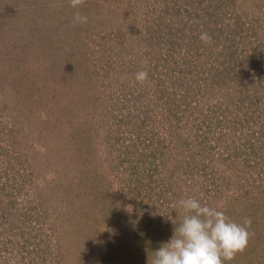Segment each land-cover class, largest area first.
<instances>
[{"label": "rangeland", "instance_id": "1", "mask_svg": "<svg viewBox=\"0 0 264 264\" xmlns=\"http://www.w3.org/2000/svg\"><path fill=\"white\" fill-rule=\"evenodd\" d=\"M147 2L85 0L73 9L69 0H0V14L21 11L0 19V264H148L144 254L126 261L124 241L135 228L169 241L183 215L172 196L180 190L230 219L234 201H264V0ZM157 6L168 9L160 34ZM76 12L87 23H74ZM197 21L220 31L205 43ZM218 53L234 55L204 66ZM90 118L97 153L81 166L75 129ZM118 125L132 130L115 136ZM112 201L127 206L126 219L110 212ZM153 210L161 220L149 223ZM259 244L261 255L240 264H264Z\"/></svg>", "mask_w": 264, "mask_h": 264}, {"label": "trees", "instance_id": "2", "mask_svg": "<svg viewBox=\"0 0 264 264\" xmlns=\"http://www.w3.org/2000/svg\"><path fill=\"white\" fill-rule=\"evenodd\" d=\"M149 1L150 0H148L147 3L151 4ZM155 1H157L158 3H160L162 1L163 4H166V2H168V0H161V1L160 0H155ZM174 1H177V0H174ZM188 4H189V2L187 3V5ZM157 9H158V6L155 7V10H157ZM167 10L168 9H164V11H166V15H167ZM18 12H21L19 8L11 6V7H9L8 11L5 14H4V12L0 14V19H3V20L4 19L5 20L9 19V20H15L16 21V18L18 17V14H19ZM163 12L162 11L158 12V10L155 12V23L159 22V24H157L155 26L158 27V29H159L158 33L159 34H160V32L163 31V28L165 26V24L163 23V19L166 16L164 15ZM15 13H17V14L14 15ZM192 13H195V17L199 18V14L197 12H192ZM197 23L198 24L196 25V27L197 28L200 27V29H202V32H206V33H208V35H210L211 33L215 34L216 31H218L219 28H220V27L216 28L213 31L205 30L204 26L202 24H200L199 21H197ZM5 24H6V22H4V23L1 22L0 23V31H2V29L4 28ZM212 39L221 41L222 37L220 35H216V36H213ZM217 43H221V42H217ZM173 50H175V49H173ZM232 54L234 55V53H227L225 55H223L222 53H218V54H216L217 59H214V60H210L209 59L208 61L204 62V66L210 65V66H212V68L218 69L217 68L218 63H219L218 59L221 58V60H225L226 57L231 58L233 56ZM222 57H224V58H222ZM262 62L264 63V56H262ZM221 64H224V63H221ZM156 68H159V66H157ZM253 69H254V71L252 72V74L254 75V73L257 72L256 71L257 69L255 67ZM208 70H209V68H208ZM212 76H213L212 78H214V79L215 78H217L218 80L221 79L216 74H213ZM203 78L205 79V77H203ZM83 91H85V89L80 90L79 92H83ZM164 91L165 90H163V89H158V93H160L161 95H163L165 93ZM172 92L177 95V92H174V91H172ZM207 92H209V91H207ZM207 92H206V94H209ZM74 93H76V92H73L72 94H74ZM200 93H201L200 91H196V95H194V100L197 101L196 103H199V100H200L199 98H201V96H204V94H202L201 96H198ZM168 96L170 98V96H172V93H171V95L168 93ZM94 97H95V100H98V98L96 96H94ZM206 97H209V95L206 96ZM185 100H186V98H183V96H182L181 101L183 103H185V104H189V102H185ZM181 101L179 102V105L176 104L177 108L182 106ZM168 105L172 106V103L168 102ZM175 107L176 106H174V108L172 107L173 110L177 109ZM172 108H170V109H172ZM74 109H75L76 116L80 115V113H82V111H84V108H82V104H79V106L77 105ZM95 112H97L96 109H95ZM134 113H135L134 118L141 117V114H142L141 110L140 111L138 110L137 112L134 111ZM188 123H191V125H192L193 122H188ZM93 124H94L93 119L90 118L86 122L84 128L82 129V132L77 130V128L75 129V131H77L75 134H77L78 137H79V140L75 144L77 146V149H78L79 153H80L79 158H78L77 161H79L81 163V166H83L84 164L89 162L88 154H90V153L96 154L97 153V151H96L97 149L93 148V141H95L97 139V135H95V132H96V130H98V128H96V126H93ZM131 130L132 129H130V128L122 129L118 125L114 130L111 129V133L113 135H115V136H125L128 133V131H131ZM156 142L153 145H152L151 142H149L148 143L149 145L147 147L149 148V147L155 146ZM64 146H65V144H64ZM64 146L61 148V150H64L66 148ZM106 147L108 148V145ZM130 147L131 146H129V148ZM153 155L155 156L154 153H153ZM93 161L95 163L97 162L98 165H100V162H99L100 160L95 159ZM78 166H79V168H81L80 165H78ZM81 171H82V168L79 170V173L77 174V177L82 176ZM102 172H103V170L101 169V171L99 170V174L94 175V176L92 175L93 176L92 178H94L93 180L95 181L98 178L97 181L98 182L101 181L102 178H103ZM93 173L94 172H90V171L88 172V174H93ZM63 174H65L66 177H67V175H69V172H67V171L63 172ZM78 181L80 183H84L86 181V178H83L82 180H78ZM188 190H190V192H189L190 197H195V195H196L195 193L196 192L193 189H187V191ZM165 193H167V192H165ZM185 193H186V191L180 190L179 192L173 194L172 196L174 197V199L176 198L175 201L178 202L179 200H181L183 198V194H185ZM197 194H199V192ZM131 195H132V200H134L135 204L137 205L138 203H136V200H138V199L133 194H131ZM168 196L169 195L167 194V195H165V197H163L165 199V201H166V204H169V202L167 201L168 200ZM196 199H198L202 204L209 205L208 203L204 202L203 200H201L199 198H196ZM236 201H234L229 206V211L230 212L233 211V210H235L237 212L232 220H234V221H236L238 223H242L245 218H250L251 221H252L251 227L249 228V232L251 233V236H250L249 243H248L246 249L243 252L238 253L232 261H226L225 264H240V261L246 260L249 256H252V258H253V254L256 256L255 252H257L258 256H260L261 255L260 251H257L255 248L258 246V243H260L258 249L262 250V247H260V246H261V244H264V201L260 200L261 202H257V203L251 204L250 206H245V207L242 206L243 203L241 204L240 202H236ZM138 202L140 203V201H138ZM110 204H112L111 207H110V212L111 213H121L123 215V219H126L128 217L129 209L127 208L126 205H124L122 203H115L114 204L113 201L110 202ZM136 205H135L134 212L138 211L137 208H136ZM236 205H238V206L236 207ZM168 209L169 210H166V211H169V213H174L170 206H169ZM160 211L163 213L161 208H160ZM153 212L157 213L158 216L157 215L151 216L152 219H148L149 221H151L149 223H152L153 222L152 220H157V219L161 220L160 214L157 211H155V210H153ZM225 214L227 216H229L228 213H227V210H226ZM179 217H180V219H182V216H179ZM229 218H231V217L229 216ZM130 234H127L125 236L128 237ZM164 242H166V239H164L160 235L157 236L155 239H151V237L148 236V231L147 230H144V231L140 232L139 230H137V228H135V229H133L132 240L128 241V239H127V240L124 241V245L127 246L128 248H131V249H128V251L126 252L125 260L126 261L127 260L128 261H130V260L131 261H134V260L135 261H139V260H141L143 258V256H141V255L144 254L145 262H148L149 261V257H150V259H154L155 258V253L154 252L156 250H158ZM132 244H133V246L135 248H133ZM157 245H159V246H157ZM156 247H158V249H155ZM154 249H155V251H154ZM132 256H134V258H135L134 260H132L133 259ZM258 256L256 257V259L258 258ZM252 258H249L250 261L254 260Z\"/></svg>", "mask_w": 264, "mask_h": 264}, {"label": "clouds", "instance_id": "3", "mask_svg": "<svg viewBox=\"0 0 264 264\" xmlns=\"http://www.w3.org/2000/svg\"><path fill=\"white\" fill-rule=\"evenodd\" d=\"M85 0H69L73 9H78ZM87 16L76 12L73 22L87 23ZM200 39L209 43L211 37L202 32ZM148 79L146 71L135 74V80L143 84ZM182 219L174 228L172 238L156 250L155 258L148 264H225L243 252L251 236L252 221L245 218L242 223L230 219L217 206L202 204L195 197L178 201Z\"/></svg>", "mask_w": 264, "mask_h": 264}]
</instances>
